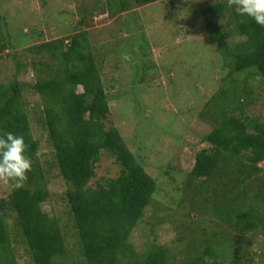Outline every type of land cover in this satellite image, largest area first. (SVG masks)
I'll return each instance as SVG.
<instances>
[{"label": "trees", "instance_id": "1", "mask_svg": "<svg viewBox=\"0 0 264 264\" xmlns=\"http://www.w3.org/2000/svg\"><path fill=\"white\" fill-rule=\"evenodd\" d=\"M153 1L158 0H104L101 6L108 14H117ZM224 9L226 2L220 0L201 9L203 23L199 27L205 43L215 46L229 60L223 62L227 71L221 75L219 86L199 111V117L211 126L202 137L209 145L194 154L184 181L207 182L204 190L196 185L193 195L209 191L210 196H200L201 203L205 206L215 199L210 207L215 209L212 213L217 211L223 217L222 224L243 230L259 227L264 235V118L250 119L243 110L247 101L251 102L248 75L259 76L264 95V27L250 17L242 18L235 6L230 7V18L223 24L212 21L213 15ZM88 21L81 15L80 30L27 47L34 55H41L30 61L32 84L15 77L0 80V136L6 132L23 136L29 146L25 155L32 162L25 184L20 188L9 185V191L0 197V264L16 263L10 249L8 218L11 230L23 238L30 264H60L67 253L56 217L48 216L40 207L48 190L23 99V87L28 83L40 100L42 117L36 120L46 131L58 174L67 184L64 199L84 264H167L170 256L167 248L150 244L136 258L128 242L129 232L150 202L155 182L135 160L117 129L104 126L108 104L96 59L87 46ZM231 35L242 39L229 47L225 38ZM5 36L0 26V51ZM101 152L117 163L118 174L89 185ZM191 199L190 204H195ZM205 232L201 228L203 236ZM210 233L217 244L223 241V229ZM205 238L204 247L196 253L192 245L188 257L178 264H207L203 255L212 251ZM55 256L60 258L53 263Z\"/></svg>", "mask_w": 264, "mask_h": 264}, {"label": "rangeland", "instance_id": "2", "mask_svg": "<svg viewBox=\"0 0 264 264\" xmlns=\"http://www.w3.org/2000/svg\"><path fill=\"white\" fill-rule=\"evenodd\" d=\"M215 1L158 0L108 14L101 6L104 0H0V26L6 34L0 51L1 81L15 77L32 84L30 61L40 59L41 55H34L27 47L80 30L81 15L90 19L85 25L87 46L96 59L108 104L104 126L117 129L135 160L155 182L149 204L128 235L136 258L150 244H155L169 251L167 264H178L188 257L192 245L196 253L199 247H204L202 240L206 237L212 251L211 255H203L207 264H264L261 229L243 230L222 224L223 217L217 211L212 213L215 209L211 208V202L215 199L207 202L206 207L201 203L200 196L211 193L193 195L196 185L204 190L207 182L184 181L194 154L209 145L202 137L211 126L199 117V111L219 86L221 75L227 71L223 62L229 60L214 45L213 48L205 43V34L199 27L203 23L201 9ZM220 1L226 2V9L213 15L212 21L223 24L230 18L231 10L227 0ZM225 39L231 47L242 36ZM246 82L252 91L251 102L247 101L243 110L250 119L264 118L259 76L248 75ZM29 83L23 87V99L48 190L40 207L48 216L56 217L63 233L67 253L60 264H84L64 199L67 184L58 174L46 131L36 120L37 116L42 117L40 100ZM118 171L113 158L101 152L88 184L115 177ZM8 191L9 185L0 182V197ZM189 199L195 204H190ZM254 213L258 215L259 211ZM6 221L15 264H30L23 238L11 230V219ZM201 228L207 230L206 235L201 234ZM218 229L224 230L219 244L210 233ZM59 258L55 256L53 263Z\"/></svg>", "mask_w": 264, "mask_h": 264}, {"label": "clouds", "instance_id": "3", "mask_svg": "<svg viewBox=\"0 0 264 264\" xmlns=\"http://www.w3.org/2000/svg\"><path fill=\"white\" fill-rule=\"evenodd\" d=\"M227 5L235 6L242 18L250 17L264 27V0H227ZM28 147L23 136L12 132L0 136V182L4 185L20 188L27 181V173L32 170V162L25 155Z\"/></svg>", "mask_w": 264, "mask_h": 264}]
</instances>
